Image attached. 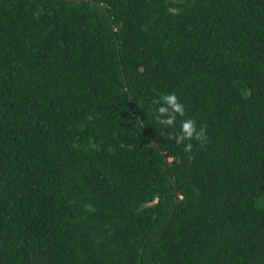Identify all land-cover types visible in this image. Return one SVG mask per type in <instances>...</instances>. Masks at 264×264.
Wrapping results in <instances>:
<instances>
[{"label":"trees","instance_id":"16d2710c","mask_svg":"<svg viewBox=\"0 0 264 264\" xmlns=\"http://www.w3.org/2000/svg\"><path fill=\"white\" fill-rule=\"evenodd\" d=\"M0 264H264V0H0Z\"/></svg>","mask_w":264,"mask_h":264},{"label":"clouds","instance_id":"9594fccd","mask_svg":"<svg viewBox=\"0 0 264 264\" xmlns=\"http://www.w3.org/2000/svg\"><path fill=\"white\" fill-rule=\"evenodd\" d=\"M154 103L157 105L155 108L157 112V119L166 125H174L176 123V115H184L185 109L183 104L179 101L175 94H162L160 98ZM165 114H167L165 118ZM204 137V130L201 128L197 130L196 122L189 118L181 122L180 132L175 134V143L180 145L185 141H190L195 138L200 140ZM192 148L191 143H187L185 151H190Z\"/></svg>","mask_w":264,"mask_h":264}]
</instances>
